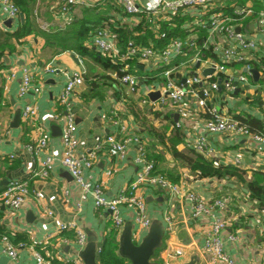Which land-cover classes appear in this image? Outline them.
Segmentation results:
<instances>
[{"label": "crops", "instance_id": "obj_1", "mask_svg": "<svg viewBox=\"0 0 264 264\" xmlns=\"http://www.w3.org/2000/svg\"><path fill=\"white\" fill-rule=\"evenodd\" d=\"M12 1L19 15L8 19L1 12L0 0V192L9 181L15 180L25 181L30 194L17 211L0 207V236L9 235L14 246L22 244L17 249V261L13 262L4 254L0 241V264H34L35 251L49 259L51 264H65V260L81 251H85L84 254L96 264H103L101 253L105 247L117 246L119 254L124 235L138 246L151 234V228L159 236L158 246L150 259L152 264H164L169 250L176 247L182 248L183 255L173 260L174 264H218L212 263L203 250L210 218L193 219L190 203L178 196L160 189L144 191L146 212L151 220L147 229L137 227L133 210L123 207L121 214L125 223L119 232L115 231L109 214L95 209L90 194L78 207L80 189L60 163L62 118H54L61 114L57 97L66 85V72H81L85 81L78 88L73 104L77 153L83 157L100 144L93 166L84 171L86 182L92 186L100 184L107 198L126 189L142 167L136 162V146L130 145L122 158L112 157L104 141L109 135L116 138L136 135L145 144L146 159L153 161L156 173L206 201L229 197L227 208L215 211L227 220V228L222 234L224 250L236 264H264V205L259 199L252 198L249 189L255 174H264V155L256 152L257 143L242 137L209 135L216 153L210 159H198L192 144L201 131L198 120H202L192 117L181 121L167 98L164 104L159 101L166 97L162 65L139 59L129 61L126 69L137 79L136 90L132 92L119 82L117 70L106 67L97 57V51L88 41L90 33L102 28L109 30L113 39L109 40L119 53L124 52L128 42L160 48L165 43L157 38L155 30L158 25V30L162 31L165 25L170 29V37L182 38L186 34L194 39L196 46L188 49L184 56L177 57L174 64L191 59L198 51L202 58L220 62L212 47L222 36L211 37L208 30L195 25L198 20L207 21L209 13L197 18L183 15L176 18L173 27L169 22L157 20L154 15H129L117 0H81L86 4L77 5L65 18L53 8L57 0ZM237 1L222 3L213 11L222 7L227 15L239 8L253 11V14L234 21L233 25L256 44V49L248 51L247 57L251 70L258 72L257 82L251 76L249 83L231 97L219 91L215 103L223 114L244 120L252 129L264 131L261 108L264 97V26L258 23L264 0H247L243 7L236 5ZM87 4L90 6H85ZM190 25L192 27L186 32ZM147 33L151 37L147 38ZM204 43L209 49L203 50ZM48 64L57 71L43 72ZM138 66L140 69L136 68ZM24 69H28L41 86L40 94L19 95ZM198 70L204 71L205 67L194 64L185 75ZM241 70L244 72L241 64L230 66L233 75ZM10 74L13 78L7 79ZM26 105L37 109V116L30 123L23 121L21 116ZM179 122L180 127H177ZM122 126H126L125 131ZM40 134L48 137V145L35 156L26 151V146ZM175 152L186 156L187 160L176 157ZM236 154L242 155L241 167L230 163ZM46 158L52 159L48 177H33ZM201 170L204 173L217 171L220 176H203ZM259 185L264 192V183ZM262 197L264 199V195ZM167 216L174 223L171 228L165 221ZM66 223H74L85 233L86 245L82 250L75 244L72 229L59 230V225ZM228 235L234 236L235 240L228 241ZM125 262L129 264L127 259Z\"/></svg>", "mask_w": 264, "mask_h": 264}, {"label": "built area", "instance_id": "obj_2", "mask_svg": "<svg viewBox=\"0 0 264 264\" xmlns=\"http://www.w3.org/2000/svg\"><path fill=\"white\" fill-rule=\"evenodd\" d=\"M124 11L129 15L150 14L154 15L157 20L169 22L173 27L175 20L183 15L189 17H199L200 15L209 13L207 21L198 20L195 25L201 29L208 30L209 35L222 36L214 42L212 51L219 58L220 62H212L202 58L200 52H196L191 59L174 64L173 61L180 56H184L188 49L196 48L194 39L189 36L170 37L167 32L158 30L156 26L157 38L162 40L165 45L155 48L150 45L147 47L139 46L130 42L126 52L118 55L115 51L113 40L109 30L97 28L90 33V46L94 48L102 57H111L114 62L126 63L132 59H139L142 62H152L162 65L163 77L165 78L166 97H161L159 101L164 104L165 98L170 101L171 107L181 119L186 121L192 117L201 119V131L193 140V150L205 159H210L216 150L211 145L209 135H218L222 137H242L257 143L256 152L264 155V131H252L250 126L240 119L223 114L219 111L215 103V95L219 91H223L227 96L237 93L249 83L252 76V66L247 57L248 51L256 49L254 41L246 39L241 32H236L234 21L242 19L247 15L253 14L249 8L233 9L230 15L223 12L222 8H218L217 12L213 10L218 5L232 0H117ZM86 4L81 0H57L54 3V9L57 8L61 17L68 15L77 5ZM85 6H90L87 4ZM1 12L8 19H15L19 15V10L12 0H2ZM68 21V20H67ZM258 23L264 26V10L258 15ZM192 25L187 26L186 32ZM111 39V40H109ZM204 45H206L204 43ZM203 50L209 47L203 46ZM118 57V58H117ZM116 59L120 60L119 62ZM194 64L202 65L205 69L213 68V73L203 76L202 71L186 74ZM232 64L243 65V70L237 75L230 72ZM57 68L52 65H45L43 72L55 73ZM123 75L119 77V82L127 85L130 91L135 92L137 79L125 68L120 69ZM67 82L64 89L57 97L58 106L61 108V114L55 115L54 118L59 120L62 118L63 130L62 140V157L61 165L69 172L72 179L80 189V200L78 207L82 201L87 199V195H91L96 210L104 211L109 214L112 227L119 232L125 221L121 214V208L128 207L134 212V223L140 229L150 227L151 220L146 212V204L144 191L147 189H160L172 196H178L188 201L191 205V217L193 219L206 216L210 218L209 232L206 235L203 250L208 255L212 263L218 264H236L234 259L224 250V241L222 234L227 228V220L218 216L215 211L225 210L227 208L229 197L223 196L212 201H206L193 191H184L180 184L173 183L166 176L155 172V164L149 161L145 156V144L141 139L133 134H126L125 137L116 138L114 135L106 137L104 144L108 148V153L112 157H124L130 145H135L138 151L136 162L141 164V169L137 172L136 177L129 186L120 191L113 197L107 198L104 195L103 188L100 184L90 185L85 181L84 171L90 169L95 160L97 150L100 144L90 150L85 156L80 157L77 153L78 140L76 137L77 125L73 113V104L75 94L78 88L85 84L84 75L81 72H66ZM13 78V74L7 76V79ZM35 84V85H34ZM240 87V88H239ZM19 95L24 96L29 92L35 95L40 94L41 86L35 81L32 73L28 69L23 70V77L19 86ZM261 108L264 112V97L261 100ZM23 121L32 122L37 116L35 106H24L21 113ZM180 122L177 127H180ZM122 131L126 130V126H122ZM1 140V138H0ZM48 145V137L40 134L32 144L26 146V151L37 156L40 152L46 150ZM218 155H220L218 153ZM230 163L234 166H242V155L236 154L231 157ZM52 170V159L46 158L39 171L33 174V177L45 179ZM30 194L29 185L25 181H9L2 192H0V207L8 208L10 211H17L26 202ZM51 215V212H47ZM168 227L173 226L170 216L165 218ZM73 230L75 232V244L82 250L86 245L85 233L74 225V223H66L59 225L60 231ZM9 235H3L0 241L3 245L4 254L13 262L17 261V249L21 247L14 246L9 239ZM228 241L235 240V237L228 235ZM98 252H101L99 250ZM183 250L176 247L169 250L168 259L164 264H174L173 260L181 258ZM34 264H51V261L42 254L33 252ZM65 264H84L79 254L74 255L71 259L65 260Z\"/></svg>", "mask_w": 264, "mask_h": 264}, {"label": "trees", "instance_id": "obj_3", "mask_svg": "<svg viewBox=\"0 0 264 264\" xmlns=\"http://www.w3.org/2000/svg\"><path fill=\"white\" fill-rule=\"evenodd\" d=\"M245 1L247 0H239L237 1V4L239 7H243L242 5H244ZM178 21V20H177ZM169 28L167 26L164 25V29L162 30L163 32H167L169 34ZM117 34H119V32H117ZM171 35H175L174 33H171ZM121 36V34H120ZM147 38L148 37H151L148 33L146 34ZM121 42H124V41H121ZM128 43H125L126 44V47H125V50L127 49L128 47ZM124 44V45H125ZM125 50L124 52L122 53H119L118 52V55L120 54H123L125 53ZM97 57L102 60L104 62V64L106 65V67H112L114 69H116V73L117 75L122 76L123 75V72L120 71V69L122 68H125L127 67V65L129 64L128 62L131 61H127L126 63H117L115 64L116 62H114V59L111 58V57H102L98 52H97ZM118 58V57H117ZM117 62H119L120 60L116 59ZM132 63V62H131ZM0 65H1V61H0ZM135 65V64H134ZM137 69H140L139 66L136 67ZM129 73V72H128ZM252 131H263V130H260V129H252ZM175 156L180 158V159H184V160H187V157L182 155L181 153H178V152H175ZM197 158L198 159H203L202 156L200 155H197ZM201 174L203 176H220V174L217 172V171H210V172H206L204 173L202 170H201ZM264 183V174L262 173H256L255 174V179L253 182L250 183V186H249V189L251 190V196L252 198H257L259 199L260 203L264 205V199H263V195H264V192H263V189L262 187H260L259 183ZM3 235L0 236V238L2 237ZM118 249H117V246L116 248H112V249H109V247H105L103 250H102V253H101V259H102V262L103 264H127L125 262V258L121 257L119 254H118Z\"/></svg>", "mask_w": 264, "mask_h": 264}, {"label": "water", "instance_id": "obj_4", "mask_svg": "<svg viewBox=\"0 0 264 264\" xmlns=\"http://www.w3.org/2000/svg\"><path fill=\"white\" fill-rule=\"evenodd\" d=\"M240 29L237 28L236 32H239ZM252 78L257 82L258 72L256 70H251ZM213 73V68L205 69L202 72L203 76ZM150 96H153L152 94ZM158 237L151 228V234L148 235L140 245L134 246L127 235L123 236L122 244L119 247V255L130 261L129 264H152L150 259L154 254L158 246ZM85 251L79 253L80 258L83 260L84 264H96L89 256H86Z\"/></svg>", "mask_w": 264, "mask_h": 264}, {"label": "rangeland", "instance_id": "obj_5", "mask_svg": "<svg viewBox=\"0 0 264 264\" xmlns=\"http://www.w3.org/2000/svg\"><path fill=\"white\" fill-rule=\"evenodd\" d=\"M128 263H130V261L127 259Z\"/></svg>", "mask_w": 264, "mask_h": 264}]
</instances>
